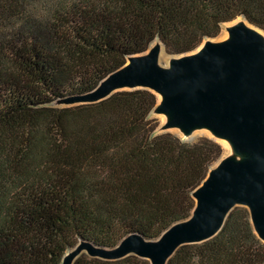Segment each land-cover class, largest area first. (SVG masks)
I'll return each mask as SVG.
<instances>
[{
  "label": "trees",
  "instance_id": "trees-1",
  "mask_svg": "<svg viewBox=\"0 0 264 264\" xmlns=\"http://www.w3.org/2000/svg\"><path fill=\"white\" fill-rule=\"evenodd\" d=\"M243 17L264 30V0H0V264H61L80 241L114 248L158 239L194 212V191L223 155L209 137L158 133L148 88L91 103L94 91L159 40L172 54ZM72 264H151L79 255ZM167 264H264L246 206Z\"/></svg>",
  "mask_w": 264,
  "mask_h": 264
},
{
  "label": "water",
  "instance_id": "water-1",
  "mask_svg": "<svg viewBox=\"0 0 264 264\" xmlns=\"http://www.w3.org/2000/svg\"><path fill=\"white\" fill-rule=\"evenodd\" d=\"M234 37L224 45L209 44L201 55L176 63L171 71L161 69L154 54L146 59H136L141 54L132 56L94 91L68 99L88 97L98 102L119 91L113 90L121 85L143 83L164 92L168 106L191 100L180 121L215 119L254 153L246 164H227L206 178L196 191L193 214L173 224L157 240L135 232L114 248L82 241L90 256L119 259L136 254L151 264H167L181 245L215 236L236 203L249 206L254 229L264 241V50L258 35L244 27Z\"/></svg>",
  "mask_w": 264,
  "mask_h": 264
},
{
  "label": "rangeland",
  "instance_id": "rangeland-1",
  "mask_svg": "<svg viewBox=\"0 0 264 264\" xmlns=\"http://www.w3.org/2000/svg\"><path fill=\"white\" fill-rule=\"evenodd\" d=\"M245 19L243 17H238L231 22H227L222 25L221 33L215 38H207L202 44L196 48L195 50L184 53V54H172L169 53L164 45L159 41L155 40L148 51L145 53L136 56V59H146L150 55H155L157 59V65L166 71H171L174 69L175 64L190 58L197 57L201 55L205 49L208 47V43L211 41H222L227 38L229 33L230 41H234V32L238 29L244 27L243 23H245ZM236 28H229V26L236 24ZM240 24V25H239ZM260 34L258 37L261 39L263 50H264V30L259 29ZM162 48V50H161ZM161 51V53H160ZM130 59V58H129ZM135 88H148L155 92L158 97V104L152 113V118H155L159 121L158 133H166L170 132L176 134L186 141H195L200 137H209L220 143L223 147V155L221 158L214 163L209 171L207 178L210 177L211 174L218 172L223 166L230 164L241 166L249 162L253 157L254 153L244 147H242L236 136L226 130H224L219 123L215 119H206V120H195L193 122H184L180 121L181 115L191 106L192 102L190 99H182L176 101L171 106L166 104V95L164 92L143 84V83H131L127 84L125 87L120 88L118 90H126V89H135ZM92 102L91 98L82 97L75 98L73 100H62L55 103V106L63 107V106H71L81 103ZM199 187L194 191V198L196 200V205L198 202V198L196 195V191ZM236 206H246L243 203H236ZM149 240H157V239H149ZM87 253L89 254V247L85 242L80 241L75 247L69 249L65 254L61 264H72L73 261L81 254Z\"/></svg>",
  "mask_w": 264,
  "mask_h": 264
},
{
  "label": "bare ground",
  "instance_id": "bare-ground-1",
  "mask_svg": "<svg viewBox=\"0 0 264 264\" xmlns=\"http://www.w3.org/2000/svg\"><path fill=\"white\" fill-rule=\"evenodd\" d=\"M243 25H244V28L248 29L249 31L253 32L254 34H256V35L260 34V30L258 28H256V27H254L253 25L249 24L247 21H245V23H243ZM236 26H237V23L229 26V28H231V29L233 28L234 29V28H236ZM230 42L231 41L229 39V33H228V36H227L226 39H224L222 41H217V42L210 40V42L208 44L215 45V46H220V45H224V44H227V43H230ZM161 50H162V48H161ZM160 53H161V51H160ZM128 62H130V59H128ZM126 85L127 84L121 85V86L115 88L113 91L118 90L120 88H123Z\"/></svg>",
  "mask_w": 264,
  "mask_h": 264
}]
</instances>
